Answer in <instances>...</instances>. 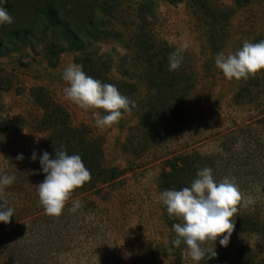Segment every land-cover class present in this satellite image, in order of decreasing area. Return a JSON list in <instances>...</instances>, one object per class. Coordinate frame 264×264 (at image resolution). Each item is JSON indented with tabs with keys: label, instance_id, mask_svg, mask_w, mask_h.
Listing matches in <instances>:
<instances>
[{
	"label": "rangeland",
	"instance_id": "1",
	"mask_svg": "<svg viewBox=\"0 0 264 264\" xmlns=\"http://www.w3.org/2000/svg\"><path fill=\"white\" fill-rule=\"evenodd\" d=\"M195 1L71 0L79 17L105 21L107 33L93 40L91 48L112 65L110 75L137 84L135 107L103 129L96 126L94 115L103 109H81L63 91L68 86L63 71L79 64V52L66 48L51 61L38 40L6 49L0 28V175L17 178L4 193L15 215L11 223L0 222V264H194L188 249L180 257L173 255L167 208L159 200L162 173L185 156L200 155L203 167L212 168L217 180L235 177L244 198L259 197L248 206L242 199L236 215L247 213L264 222V70L253 76L260 82L252 76L229 80L214 61L216 54L234 53L245 41L264 40V0H208L212 10L226 14L216 24L223 37L218 51L210 36L217 21L198 10ZM29 14L21 18L23 23L32 21ZM141 29L169 54L189 44L182 66L195 84L183 125L158 144L137 138L140 109L149 94L139 77L144 71L136 46ZM39 89L67 110L72 125L99 138L106 166L122 171L101 189H76L59 217L47 215L40 203L38 185L45 174L39 158L31 160L34 150L42 155L47 145V133L38 129L43 114ZM19 154L23 161L15 159ZM251 155L258 161L251 162ZM77 199L82 207L73 214L69 209ZM244 245L264 264V233L234 231L227 247L219 238L202 247L234 253Z\"/></svg>",
	"mask_w": 264,
	"mask_h": 264
},
{
	"label": "trees",
	"instance_id": "2",
	"mask_svg": "<svg viewBox=\"0 0 264 264\" xmlns=\"http://www.w3.org/2000/svg\"><path fill=\"white\" fill-rule=\"evenodd\" d=\"M235 1L241 2V0ZM195 3L198 10L205 11L217 21L211 24L210 36L214 51H218L223 37L218 34L216 24L219 21L224 22L226 14L212 10L208 0H196ZM5 7L14 18L13 24L0 26L5 35L6 49L20 42L38 40V44L46 45L51 61L66 48L75 50L79 52L77 62L83 65V70L87 75L104 83L115 85L123 95L135 101L137 84L131 80H118L112 77L110 75L112 65L104 56L92 51L93 40L107 33V30H103L105 29L104 20H96L93 15L86 19L79 17L77 11L71 8V0H7ZM30 12L33 16L32 21L23 23L21 18L29 16ZM140 31L136 46L143 57L144 71L139 77L145 82L149 94L140 109L137 138L138 141L147 144H158L183 125L184 117L189 111L188 104L195 84L191 83V78L183 66L178 71H169V49L155 46L148 38L146 30L141 29ZM2 43L0 38V46ZM125 77L130 78L129 75ZM254 79L260 82L256 76ZM248 88L249 86L245 91L249 94L250 88ZM241 95L244 93H240V97ZM38 104L43 111L38 120V129L47 133L45 150L54 158L55 150L63 146L69 154L81 155L86 167L91 171V180L80 187L81 192L101 189L121 177L122 171L119 168L105 165V153L99 138L92 136L85 128L72 125L67 110L49 98L44 89L38 90ZM261 150L264 151V140L260 152ZM249 157L251 162L258 161L255 156ZM203 164V158L200 155L185 156L170 162V170H165L160 177V191L190 187L196 179L197 171L204 168ZM235 218L234 231L248 234L264 233V222L257 220L253 215L238 214ZM166 221L171 231V251L175 257H180L187 246L182 244L179 248H175L171 241L176 236L173 225L181 221L170 217L167 209ZM232 251L231 249L216 251L217 257L208 260L207 264H225V262L228 264H258L251 246L244 245L234 253ZM201 264H206V262L202 261Z\"/></svg>",
	"mask_w": 264,
	"mask_h": 264
},
{
	"label": "clouds",
	"instance_id": "3",
	"mask_svg": "<svg viewBox=\"0 0 264 264\" xmlns=\"http://www.w3.org/2000/svg\"><path fill=\"white\" fill-rule=\"evenodd\" d=\"M6 4L7 0H0V26L14 23ZM188 48L189 44L185 42L169 54V71L175 72L181 68ZM214 61L227 79L247 80L264 70V40L245 41L234 53L216 54ZM62 79L68 85L63 89L67 100L84 110H104L103 114L94 113L98 128L111 127L119 122L124 113H130L135 107V101L123 95L115 85L87 75L81 64L72 63L66 67ZM38 158L41 171L45 174V179L38 185L40 203L47 215L59 217L73 192L91 180V171L81 155L69 154L63 146L55 150L54 158L46 150L42 155L34 150L31 160L35 162ZM15 159L23 161L25 157L19 154ZM16 179L15 175H0V222L11 223L15 215V208L9 206L4 193ZM258 198H244L235 177L217 180L210 167L199 169L190 187L165 190L159 195L169 216L181 221L173 225L176 236L171 241L172 246L179 248L182 244L186 245L194 264H201L202 261L207 264L208 260L217 257L215 248L202 247L205 242L215 244L219 238L222 247L230 244L242 199L244 206H248L255 204ZM81 207L82 202L77 199L72 202L69 211L75 214Z\"/></svg>",
	"mask_w": 264,
	"mask_h": 264
}]
</instances>
